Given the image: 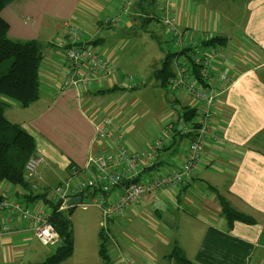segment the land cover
<instances>
[{"label":"crops","instance_id":"0c3cea01","mask_svg":"<svg viewBox=\"0 0 264 264\" xmlns=\"http://www.w3.org/2000/svg\"><path fill=\"white\" fill-rule=\"evenodd\" d=\"M224 1L168 0L167 9L184 32L183 47L175 44L177 50L173 53L185 50L188 57L201 56L211 47L201 45L205 39L225 38V45H218L212 69L215 74H225L230 85L216 101L212 120L215 136L205 142L195 177L167 194L144 195L122 217L108 221L107 244L113 264H127V258L132 264L133 260L139 264H174L168 258L174 245L191 264H264V0H241L240 14L234 8V0L226 4ZM164 7L163 0H15L1 11V18L9 26L10 40L36 41L43 46L38 100L27 108L7 100L10 108L5 112H9L6 118L11 123L22 126L34 137L35 154L43 159L38 170V190L33 194L46 193V199L54 201L53 188L67 180L69 166L85 168L91 154L110 152L119 145L138 151L125 140L115 119L106 117L112 104L104 99L116 96L118 100L140 84L122 73L119 62L113 65V77L101 85L61 89L63 79L71 72L65 49L60 46L66 40L64 24L81 32L80 45L94 47L107 58L111 51L105 52L106 43L98 35L101 25L114 24L98 20L99 16H105L104 20L121 16V23L115 26L124 31L132 30L138 23L145 25L144 19H153L147 26L155 24L158 28L154 36L168 35L174 42L170 30L161 23ZM186 55L174 58L173 73L174 62L186 60ZM153 72L149 76L153 77ZM111 88L117 91L102 93ZM170 103L172 108H200L184 93L173 94ZM115 111L120 114L119 106ZM180 111L176 113V124L181 129L178 131L175 123L164 127L165 146L158 152L154 166L144 170L139 179L181 167L190 140L181 133ZM105 118L112 122L115 131L103 141L96 140L95 123ZM178 144L184 145L179 156ZM210 188L255 223L235 222L228 229L217 196ZM28 191L30 188L0 182V196L25 205H29L23 198ZM30 205L43 208L44 202L41 199ZM151 214L158 218V225ZM5 218L10 219L11 228L0 233V264H29L26 262L30 257L40 255L30 248V242L36 239L31 225L10 211L0 212V222ZM120 218L124 230L118 238L108 225ZM136 222L142 226L137 228ZM103 225L100 222L101 228Z\"/></svg>","mask_w":264,"mask_h":264},{"label":"built area","instance_id":"2783aa9c","mask_svg":"<svg viewBox=\"0 0 264 264\" xmlns=\"http://www.w3.org/2000/svg\"><path fill=\"white\" fill-rule=\"evenodd\" d=\"M163 3L165 7L161 23L170 30L175 44L182 48L184 32L177 27L175 19L167 9L168 0H163ZM104 21L116 25L122 20L121 16H117L107 17ZM64 28L66 40L60 46L65 49L71 72L63 79L61 89H90L112 78V64L94 47L80 45L81 32L77 28L68 23L64 24ZM194 44L195 41L191 43L190 48ZM218 48L210 47L201 56L192 55L188 57L189 62L187 59L174 62L175 72L168 83L170 91L184 93L200 106L195 109L197 116L194 121L182 124L181 133L188 136L190 141L181 167L158 171L148 179L140 181L139 175L154 166L158 152L165 146V138L156 139L145 151L130 150L119 145L110 152L105 150L99 154H91L85 168L79 169L70 165L67 180L53 188V200L57 202L61 199L58 211H66L75 206L68 205L71 198L79 197L82 201L86 197L91 205L99 208L103 217V228L106 229L108 221L123 216L128 209L138 205L144 195L167 194L195 177L205 142L215 136L212 120L216 101L230 85V79L225 74H215L212 69ZM128 80L132 81V78ZM113 131L115 129L112 122L107 118L95 123L96 140H105ZM42 162L41 156L34 154L24 167V179L33 191L38 190V170ZM81 201L79 205L84 207ZM3 211L13 212L18 220L29 223L34 237L41 245L49 246L59 242V234L50 223V212L42 207L25 205L0 196V212ZM10 228L9 218L0 222V233H7ZM125 261L132 264L129 258Z\"/></svg>","mask_w":264,"mask_h":264},{"label":"rangeland","instance_id":"374dc122","mask_svg":"<svg viewBox=\"0 0 264 264\" xmlns=\"http://www.w3.org/2000/svg\"><path fill=\"white\" fill-rule=\"evenodd\" d=\"M231 1L232 0H229V3ZM234 1L236 5L234 8H236L238 14H240L241 0ZM227 2L228 0L224 1V4ZM158 4L161 5L160 2H158ZM153 12H155L154 7ZM102 17L104 18L105 16H99L98 20L104 21ZM147 25L148 24H142L141 26V24L138 23L129 31H124L115 25H111L110 27H102L103 25H101L98 35V38H102L106 43L105 52L109 49L111 51L110 54L106 56V59L112 64V66H116V64L120 62V68L123 69L122 73L124 71L125 76L132 77L135 83L138 82L140 84L138 89L129 90L121 94V97L118 100L116 99V96H109L104 99L108 104L110 103L113 106H110L111 110L106 117L115 119L118 123L117 126L123 132V137L125 136V140L128 141V144L131 147L138 151L144 150L146 145L158 138H165L164 129L170 126L171 123L176 124L178 122L176 113L181 109L180 107L172 108L170 103V100L173 99V94H179L171 92L168 88H161L156 83L157 81L152 76H149L151 72L160 68L164 57L169 53L175 52L177 47L171 36L165 35L164 37L157 38L154 36L153 32L158 31V28L154 26L155 24H152L151 26ZM146 27H148L147 30H145ZM207 40H209V38L205 39V41ZM43 45L47 46V44ZM208 47L210 46H205V48ZM211 47L216 48V45ZM47 48L48 47H44V49ZM41 50H43V46H41ZM96 50L100 53L98 49ZM186 58L189 62L187 55ZM173 68L174 66H172V69ZM117 106H119L120 114H116L117 112L115 109ZM8 108L10 107H7L4 111L5 118L6 116L9 117L8 111L7 115H5ZM168 115L171 116V118H169ZM15 125L19 126L18 124ZM19 127L34 139V137L22 126ZM176 128L179 131L181 125L176 124ZM183 146V144L176 145L177 156L181 154ZM144 180V178L140 179V181ZM81 205H84V207L78 204L70 208L71 211L68 215L71 223L74 244L73 253L69 258L59 264H105L100 258L98 251V233L101 228L99 224L100 222H103L101 212L95 205H91L90 200L86 197L81 201ZM43 209L49 211V208L45 205H43ZM66 212L68 211L66 210L65 213ZM151 215L152 219L158 225V218L156 215ZM120 220L121 218L117 219V222L113 225H111V223L108 225V228L111 227V232L114 236L118 238L120 232L124 230V226L120 223ZM135 226L140 228L142 223L136 222ZM104 230L106 232L107 227ZM30 243V248L36 250L35 252L40 253V255L37 257H30L29 262L26 263L30 264L35 262L38 264L46 257L55 253L60 245V240L58 243L46 247L42 246L36 239L32 240ZM107 253L109 257L112 256L108 244ZM115 264L123 263L115 262ZM133 264H139V262L135 263L133 260Z\"/></svg>","mask_w":264,"mask_h":264},{"label":"trees","instance_id":"16d2710c","mask_svg":"<svg viewBox=\"0 0 264 264\" xmlns=\"http://www.w3.org/2000/svg\"><path fill=\"white\" fill-rule=\"evenodd\" d=\"M15 0H0L1 11ZM144 2L153 3L155 0H143ZM153 19H144L148 22ZM8 24L0 16V182L9 184L23 189H28L29 184L24 179V167L27 160L35 154L34 139L23 131L19 126L12 124L4 116V111L10 105L7 100L16 103L22 108L28 107L39 98V68L42 60L38 54L42 52L41 45L36 41H12L8 38ZM227 40L222 37H215L203 41V46H224ZM219 45V46H218ZM187 52L181 50L178 53H169L164 57L161 66L153 72V78L157 80L159 86L168 88L169 79L172 77V64L176 56ZM117 88L107 89L102 93H113ZM197 116L195 109L183 107L181 110L182 124L194 121ZM188 137V136H187ZM221 207V216L225 219L228 229H231L233 223L241 222L253 225L255 220L249 216L235 211L225 198L213 189ZM31 190V189H30ZM31 190L23 196L27 204L43 200L44 205L48 206L50 212V223L55 227L59 234L60 245L55 253L44 259L38 264H59L69 258L73 253V238L71 223L68 218L71 209L58 211L55 207L56 201L46 199V193L33 194ZM22 203V202H21ZM99 239V256L105 264H113L107 253V235L104 228L98 233ZM168 258L174 264H191L185 257L184 253L174 245Z\"/></svg>","mask_w":264,"mask_h":264},{"label":"water","instance_id":"95a60500","mask_svg":"<svg viewBox=\"0 0 264 264\" xmlns=\"http://www.w3.org/2000/svg\"><path fill=\"white\" fill-rule=\"evenodd\" d=\"M38 57H41V53L38 54ZM80 198L79 197H75V198H71L69 201H68V205H77L80 203ZM61 203V199H58L57 202L55 203V207L58 208L59 205Z\"/></svg>","mask_w":264,"mask_h":264}]
</instances>
